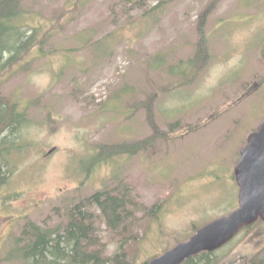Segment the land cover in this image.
<instances>
[{
  "label": "rangeland",
  "instance_id": "rangeland-1",
  "mask_svg": "<svg viewBox=\"0 0 264 264\" xmlns=\"http://www.w3.org/2000/svg\"><path fill=\"white\" fill-rule=\"evenodd\" d=\"M23 7L25 23L52 39L0 76V100L18 114L26 109L28 119L0 136V264H24L8 257L25 229L65 225L71 208L98 192L123 197L138 219L133 264L239 207L235 169L264 120V0H23ZM202 19L208 58L194 68ZM146 141L136 153L101 160L105 146ZM161 202L159 217L147 216ZM99 235L113 255L106 225ZM263 250L259 223L213 259L259 264Z\"/></svg>",
  "mask_w": 264,
  "mask_h": 264
},
{
  "label": "trees",
  "instance_id": "trees-1",
  "mask_svg": "<svg viewBox=\"0 0 264 264\" xmlns=\"http://www.w3.org/2000/svg\"><path fill=\"white\" fill-rule=\"evenodd\" d=\"M25 19L27 16L23 0H0V76L21 56L36 47L43 48L47 41L52 39L49 34H43L40 26L25 23ZM203 22L204 19L199 27L200 42L196 60L192 61L194 68L203 65L208 58L207 46L204 44ZM25 111L26 109L18 114L17 105L0 100V136L23 126L28 120ZM149 121L157 131L152 108L149 111ZM7 141L5 138L1 145L7 144ZM146 143L147 141L130 147L105 146L101 152V160L123 152L136 153L144 149ZM96 160L99 162V156ZM91 207H95L96 211H92ZM162 207L161 202L150 209L147 216L157 219ZM67 218L65 225L54 228L31 224L30 230L25 229L24 237L18 240L8 259L22 261L24 264H133L130 252L140 237L139 223L123 197L106 191L98 192L86 202L72 207L67 213ZM101 224L106 225L112 241L117 245L111 256L106 255L107 245L99 235ZM216 252L202 253L184 264H215L213 256ZM248 262L256 264L254 259Z\"/></svg>",
  "mask_w": 264,
  "mask_h": 264
},
{
  "label": "water",
  "instance_id": "water-1",
  "mask_svg": "<svg viewBox=\"0 0 264 264\" xmlns=\"http://www.w3.org/2000/svg\"><path fill=\"white\" fill-rule=\"evenodd\" d=\"M55 152L51 150L48 154ZM240 188L239 207L230 214L197 230L188 241L178 244L148 264H184L202 253H213L230 244L245 228L264 221V120L241 150L235 169Z\"/></svg>",
  "mask_w": 264,
  "mask_h": 264
},
{
  "label": "flooded vegetation",
  "instance_id": "flooded-vegetation-1",
  "mask_svg": "<svg viewBox=\"0 0 264 264\" xmlns=\"http://www.w3.org/2000/svg\"><path fill=\"white\" fill-rule=\"evenodd\" d=\"M248 141V140H247ZM235 181H236V177H235ZM236 183H237V181H236ZM239 187V186H238ZM239 193H240V188H239ZM259 223H262L263 225H264V221L262 220V219H259L258 220V222L256 223V224H259ZM255 224V225H256ZM255 225H253V226H255ZM252 226V227H253ZM250 228V227H249ZM0 239H1V237H0ZM264 251V250H263ZM263 251H262V253H263ZM246 264H249V262H246ZM259 264H264V257L260 260V262H259Z\"/></svg>",
  "mask_w": 264,
  "mask_h": 264
}]
</instances>
